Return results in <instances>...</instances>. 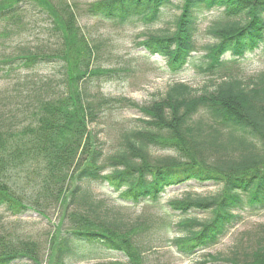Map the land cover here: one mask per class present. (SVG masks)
I'll return each instance as SVG.
<instances>
[{"label":"trees","instance_id":"16d2710c","mask_svg":"<svg viewBox=\"0 0 264 264\" xmlns=\"http://www.w3.org/2000/svg\"><path fill=\"white\" fill-rule=\"evenodd\" d=\"M54 2L0 0V39L35 13L54 41L51 48L8 55L0 47L3 79L54 69L28 91L0 94V103H10L4 108L27 105L18 125L1 119L0 110V209L11 217L32 212L44 219L65 208L60 224L63 218L75 224L63 233L59 224L52 226L50 264H74L77 254L78 260L90 259L86 251L97 253L92 258L102 252L117 258L97 264H150L147 253L171 231L176 252L190 258L217 246L244 215L263 212L264 70L247 74L237 63L264 45V0H99L79 15L69 4L59 10L62 1ZM172 8L176 13L170 16ZM203 8L218 15L202 32ZM78 17L118 29L145 27L138 44L145 57H161L171 75L194 68L206 76L205 86L175 83L145 107L128 100L144 118L118 129L116 150L108 153L103 131L93 128L105 101L92 87L115 71L95 63L97 47ZM160 24L161 30H150ZM203 39L210 42L200 47ZM191 182L217 191L163 204L169 189ZM100 184L125 205L145 204L156 214L129 224L120 208L95 195L93 186ZM15 234L0 218V264H42L35 241ZM247 239L227 256L210 255L201 264H264V227Z\"/></svg>","mask_w":264,"mask_h":264},{"label":"rangeland","instance_id":"374dc122","mask_svg":"<svg viewBox=\"0 0 264 264\" xmlns=\"http://www.w3.org/2000/svg\"><path fill=\"white\" fill-rule=\"evenodd\" d=\"M62 5L57 6L59 10L64 9V4H69L75 14L79 15L88 4H92L99 0H60ZM54 3H58L55 0ZM53 3V4H54ZM168 13L173 16L176 11L174 8L169 9ZM218 15L216 10H207L203 8L200 11V30L205 31ZM78 24L82 28L85 35L89 38L90 43L97 47L95 63L103 69L114 70L115 74L112 77H101L96 86L92 90L98 98L105 103L103 105L104 114L101 116L99 123L95 128L96 132H102L100 140L106 142L107 152L116 150L117 131L122 126H134L144 118V115L137 109L128 107V100L134 102L138 106L145 107L159 101L167 92L169 87L175 83H185L192 88L199 90L203 88L207 82V78L203 73H200L194 68H188L186 71L171 75L163 69L165 61L161 57H145V52L138 46L139 42L144 38H139L143 33H147V29L142 26L126 27L118 29L110 27L102 22H97L92 19L78 17ZM163 25H157L150 29L152 32L161 30ZM48 27L43 18L35 13L27 14L22 20L14 25L10 32V37L3 40L0 39V47L5 50V54H10L18 50L24 49H46L51 48L54 41L50 40L47 31ZM149 29V28H148ZM154 30V31H153ZM210 40L203 39L199 46L206 45ZM52 43V44H51ZM51 44V45H50ZM50 45V46H49ZM1 49V50H2ZM78 51V50H77ZM202 55V54H201ZM237 68L243 69L247 74L257 73L264 70V45L253 54H249L243 61L237 63ZM51 66L48 70H43L35 73H15L10 77L2 78L0 72V94H16L17 92L28 91L27 86H34L40 79L51 78ZM94 80V79H93ZM53 81V80H52ZM92 83V82H91ZM16 88V91H13ZM58 90H56L57 92ZM2 97H0V101ZM10 103H0V110L4 111L2 118L5 120H13L16 125L26 117H22V108L24 105L12 103L14 107L4 108L1 106ZM13 110L9 116L8 112ZM32 109V108H31ZM22 114V115H21ZM28 123V122H27ZM25 123L24 125H26ZM8 125V124H5ZM4 125V126H5ZM3 126V125H2ZM3 126V127H4ZM22 126V125H19ZM156 156H167V153L155 152ZM36 179V175H34ZM23 186V182H20ZM26 185V182H25ZM106 185L93 186V191L98 198L104 199L115 208H120L124 212L125 219L129 224H135L138 220H147L156 214L157 209H149L147 205L141 204L136 207L125 205L119 198L118 194L112 193L109 188H104ZM217 191V188L212 185L198 186L196 183H189L187 187H176L169 189L164 197L163 204L172 199H181L186 195L193 197L209 196ZM65 208H62L60 216L56 212H48L43 219L35 213H28L23 217H11L0 209V218L3 223L9 228L15 236H22L25 239L35 241L38 248V255L42 264H50L53 262L50 259L48 234L52 226L59 224L62 226V233L74 227L73 219H62ZM145 220V221H146ZM177 220V219H176ZM264 227V211L257 215H244L242 221L231 230L230 234L224 238L217 246L208 250L198 252L196 255L185 258L176 252L172 245V240L175 236L174 231L167 235L161 234V239L154 243L152 250L147 253L148 262L150 264H201L208 259L210 255H228L234 246L239 243H248V235H254L257 230ZM15 228V229H14ZM85 252V251H84ZM97 253L94 251H86L84 258L80 259V255H75L74 264H97L100 262H109L117 260L116 257H106L110 254L107 252L100 253L99 256L92 258ZM114 256V255H113ZM118 259L123 258L122 255H117ZM76 260V262H75ZM213 264V263H208ZM224 264V263H218Z\"/></svg>","mask_w":264,"mask_h":264}]
</instances>
